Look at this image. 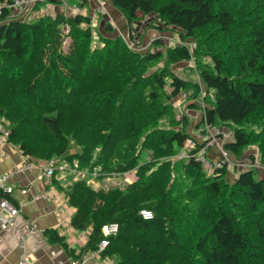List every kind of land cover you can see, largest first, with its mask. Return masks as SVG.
Returning a JSON list of instances; mask_svg holds the SVG:
<instances>
[{
  "label": "trees",
  "instance_id": "trees-1",
  "mask_svg": "<svg viewBox=\"0 0 264 264\" xmlns=\"http://www.w3.org/2000/svg\"><path fill=\"white\" fill-rule=\"evenodd\" d=\"M13 1L0 0V118L24 155L77 162L83 175L65 194L75 208L72 227L89 229L85 249L96 250L101 226L116 222L99 252L112 264H264V171L256 177L254 166L240 168L227 178L223 164L207 173L197 159L207 139L193 133L200 124L226 132L222 147L251 163L248 147L256 145L264 165V0H103L121 12L131 36L133 22L154 13L161 29L194 41L144 53L112 36L107 21L97 32L103 46L94 47L89 15L26 20ZM192 56L204 89L171 69ZM182 92L196 116L176 115L172 102ZM187 139L195 146L176 156ZM69 141L77 151L69 152ZM93 171L98 188L87 181ZM129 171L131 182L104 183ZM144 208L151 218H142Z\"/></svg>",
  "mask_w": 264,
  "mask_h": 264
},
{
  "label": "crops",
  "instance_id": "crops-1",
  "mask_svg": "<svg viewBox=\"0 0 264 264\" xmlns=\"http://www.w3.org/2000/svg\"><path fill=\"white\" fill-rule=\"evenodd\" d=\"M49 4L71 6L80 11L89 8V12L96 7L95 1H88L85 5L78 0H60V3ZM248 152L256 155L250 149ZM209 154L213 159L220 158L217 148H212ZM27 161L31 163V167L15 169ZM46 164V160L24 155L11 140L6 139L0 145V174H9L8 183L14 187L11 199L20 207L14 226L8 231H0V264H17L20 260H25L27 264H83L79 261L84 256V264H112L107 258L93 256V250L85 249L89 229L77 230L70 223L75 208L69 204L65 190L80 175L73 170H55L47 178L42 173ZM132 174V179L127 177L124 180L131 182L135 178L134 171ZM237 174L236 171L229 175L234 178ZM89 183L95 188L100 186L99 180ZM20 188H27V192L21 193ZM36 194L42 196L32 199ZM28 222L35 224L37 232L26 230L25 225ZM49 230H55L63 237V242L51 239L47 232Z\"/></svg>",
  "mask_w": 264,
  "mask_h": 264
},
{
  "label": "rangeland",
  "instance_id": "rangeland-1",
  "mask_svg": "<svg viewBox=\"0 0 264 264\" xmlns=\"http://www.w3.org/2000/svg\"><path fill=\"white\" fill-rule=\"evenodd\" d=\"M20 1H22V5L24 6L21 8V12L25 10L24 11L25 13H23L22 16H23V19H26V20H32L42 15H49V16L54 17L56 13H62L65 16H74L78 13L83 14V15L88 14L90 17V25L87 26L88 24L86 25L85 23H82L81 26L83 27L87 26L91 29L92 31L91 45H93L94 47L103 46V42L100 41V39L98 38L97 32L100 30L101 32H103V24L105 21L111 24L113 28V32L111 33L112 36L114 37L120 36L122 40L125 41V43L130 49L139 51L141 53H144L145 51H147V49L148 50L150 49L152 51L160 50L164 52L167 46H172V45H179V44L188 45L189 44L188 45L189 47L194 45V41H189L187 43L185 41H182L178 37V34L176 33L175 28L169 27V28L161 29L160 28L161 23L156 19V16H154V13L153 14L151 13L149 15H145V16H142L136 19L132 24L135 30L132 32L133 36H131L129 34L128 25L123 15L121 14V12L116 7L112 6L109 2H106L103 0H88L89 2L95 1L96 3V7L92 6L93 8L90 9L91 12H89V8L83 11L82 10L80 11L71 6L50 5L49 3H46L47 5L42 3L37 6H34L33 4L30 7L29 6L26 7L24 5V1L23 0H20ZM78 1H81V0H78ZM84 1L85 2H82V4L84 5L87 4L88 1L87 0H84ZM58 28L62 35L61 40H60V50L63 53H67L69 51L70 44H71V39L67 35V32L69 30V24L62 22L59 24ZM137 31L139 34L137 33ZM154 38L161 39V42L158 45H150L152 43V39ZM194 57L192 56L188 61H179L178 62L179 64H172L171 69L174 71L176 75H179L180 77H183L191 81L193 80L198 81V83H200L201 85V88L204 89V86L202 85L197 75V71H196L198 61ZM204 58L202 59L207 60L206 58L205 59ZM163 61L164 60L161 59L160 61L155 63L153 66L151 65L152 67L149 66L150 71L156 69L157 66L162 65ZM188 97L190 96L182 92L176 99L175 98L173 99L172 104L174 105V111L176 112V115L178 114V116H180L181 115L180 111L187 110L189 113L191 112L196 116V112L194 109H189V108H186L185 106V102L188 100ZM195 100H199V98H196ZM203 129H205V125L200 124L199 128L195 129L193 133L196 138H199L201 140V142L204 141V139H207V137L210 138V136H212L211 142H209L207 146L205 147L207 157L210 156L209 152L211 151L212 148L214 149L217 148L220 154L221 149H222L221 142L215 139L216 137L215 135H213L214 133L211 131V129H207V130L206 129L203 130ZM226 135L228 134L225 132L224 136ZM249 149L251 151L256 152L255 161L253 162L255 163V165L253 169H254V175L258 177L260 172L264 170V165H262V163H260L258 159L256 145H250L248 147V150ZM68 150L70 153L77 151V147L72 143V141H69L68 143ZM244 156L245 154L239 157L227 151L226 158H224L225 162L223 163L227 166L226 168L227 178H231L232 176L229 174L235 173L236 171L238 172L240 168L251 167L249 164V159ZM140 159L141 161L145 160L146 159L145 154H142ZM68 165H69V168H74V171H75L74 173L76 174L78 173L76 170L79 171V169L77 168V162L75 160L71 164L68 163ZM132 172L133 171H129L127 173H124V175H119V176H116L110 179L106 178L104 180V183H110V184L116 183L117 184V183H121L124 179H127V177L128 179H132V175H133ZM67 173L72 174L69 171H67ZM88 179L92 180L91 177H89ZM94 181H96L95 178H94Z\"/></svg>",
  "mask_w": 264,
  "mask_h": 264
},
{
  "label": "built area",
  "instance_id": "built-area-1",
  "mask_svg": "<svg viewBox=\"0 0 264 264\" xmlns=\"http://www.w3.org/2000/svg\"><path fill=\"white\" fill-rule=\"evenodd\" d=\"M23 1H24V5L26 7L27 6L30 7L31 5H33L36 2L49 3L52 0H23ZM22 7H24V6L22 5V1H20V0H14L13 3L11 4V8L14 11L15 15L21 16V15H23V13H25L24 12L25 10L21 12ZM0 12H1V8H0ZM217 132L218 131L213 132L214 133L213 135H215L216 140H218L219 142L222 143V141H224V139L227 136H224L225 134L220 136L217 134ZM7 136H8V129L6 127V122L3 118H0V145L3 144V142L7 139ZM211 138H212V136H210V138L207 137L206 144L204 146H202L197 151V159L201 162L204 170L207 173H212L215 168L223 165V163L225 162L224 158H226V155H227V151L222 147L219 159H213V158L209 159L207 157L205 147L207 146V144L209 142H211ZM193 146H195V142L192 139H187L184 147L179 152L178 157L187 156V151H189ZM249 164H250V166L255 165V163H251V162H249ZM28 167H31V163L27 161V162L22 163L21 165H19L15 169L21 170L23 168H28ZM55 170H73L74 171V168H69V165L67 162H57L55 159H50L47 161V164L43 166V172H42L43 176L49 178L52 176V174ZM76 171L78 173L80 172L79 174L77 173L78 175H80V176L83 175V173L80 170L79 171L76 170ZM94 175H95V171H93V173H91L92 180H93ZM8 176H9L8 173H1L0 174V231L10 230L14 226L15 219L20 212V207L18 205H16L11 199V195L14 192V187H13V185L8 183ZM92 180L88 179L87 181L91 182ZM19 190L21 193L27 192V188H20ZM41 196L36 194V195L32 196L31 198L35 199V198H38ZM140 215L144 219H149L152 217V212H151V210L144 208V209L140 210ZM25 226H26V230L28 232H32V233L37 232V228L33 222H28V223H26ZM117 230H118V224L116 222H110V223L103 224L101 226V232H102L104 237L98 242L97 249L93 250L91 252V254L93 256L98 257L99 252L108 244V241H109L108 236L116 233ZM21 238H22V235H21ZM85 261H86V256H84L82 258V260L79 262L84 264ZM17 264H27V262L25 260H20Z\"/></svg>",
  "mask_w": 264,
  "mask_h": 264
}]
</instances>
